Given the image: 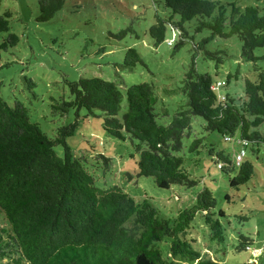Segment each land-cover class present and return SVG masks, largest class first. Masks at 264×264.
I'll list each match as a JSON object with an SVG mask.
<instances>
[{"label": "trees", "instance_id": "16d2710c", "mask_svg": "<svg viewBox=\"0 0 264 264\" xmlns=\"http://www.w3.org/2000/svg\"><path fill=\"white\" fill-rule=\"evenodd\" d=\"M64 3L65 0H38V21L53 18ZM164 8L168 15L156 12L155 22L148 29L155 45L166 40L170 25L179 35L174 50L192 38L195 53L215 61L217 71L227 51L209 49L208 44L214 39L236 36L244 60L264 59V54L255 55L257 48L264 47V6L221 0H164ZM186 23L194 33L207 30L208 34L195 42ZM8 29V20L1 17L0 31ZM129 30L123 29L120 35ZM17 42V35L11 33L0 44V50L7 49V43ZM138 63H143L140 53L129 47L120 65L132 70ZM255 70L256 77L244 81L243 96L225 93L221 98L212 87L218 80L209 72L197 70L193 54L181 85L166 89V94L180 95L168 123L159 122L169 113L161 110L164 103L158 106L161 93L150 82L132 84L122 92L117 82L100 77L66 80L70 98L63 97L52 108L60 115L74 109L78 117L79 111L85 109L88 115L103 116L102 126L108 134L131 140V157L138 156L137 175L153 177L161 188H189L200 181L189 173L187 157L181 154L184 139L194 134L196 121L206 135L216 132L224 141L237 143L245 150L237 164L235 153L239 150L226 152L217 150L214 142L205 144L216 166L230 176V186L238 189L255 173L247 150L258 155L264 145V131L260 130L264 126V69ZM238 77L239 70L229 72L221 82L226 86ZM26 81L31 89L35 87L30 78ZM1 86L0 82V90ZM125 100L126 110L119 116ZM77 125L75 121L60 126L54 136H49L39 123L30 120L22 103L9 105L0 94V214L8 225L0 226V257L18 254L13 258L15 264H175L163 258L159 247L160 241L170 238L172 257L196 264H221L204 258L193 240L184 238L190 222L200 212L211 239L225 241L222 218L226 215L216 209V198L208 186L197 193L192 206L165 217L150 196L136 199L118 185L98 184L85 158L78 157L67 143L66 138L74 135ZM206 135L194 134L189 151L199 152ZM59 145L62 154L55 149ZM101 157L110 159L103 154ZM131 221L137 230L129 227ZM240 239L241 249L252 243L243 234Z\"/></svg>", "mask_w": 264, "mask_h": 264}, {"label": "rangeland", "instance_id": "374dc122", "mask_svg": "<svg viewBox=\"0 0 264 264\" xmlns=\"http://www.w3.org/2000/svg\"><path fill=\"white\" fill-rule=\"evenodd\" d=\"M221 1L264 6V0ZM156 12L168 15L164 0H65L53 18L38 21V0H0V18L8 20L9 28L8 31H0V44L11 33L18 37L16 45L7 43V49L0 50V94L9 105L22 103L30 120L39 123L49 136H54L58 127L77 121L74 135L66 140L78 157L85 158L98 184L118 185L136 199L150 196L164 211L165 217L172 216L171 213L180 208L192 206L197 193L204 185L208 186L216 198V209L223 210L226 215L222 218L226 228L225 241L218 243L211 239V231L200 212L190 222L184 238L193 240L194 247L204 258L218 260L221 264H264V145L258 155L247 150V157L254 162L255 173L249 182L236 189L230 186V176L216 166L205 144L214 142L217 150L226 152L240 150V145L224 141L223 136L216 132L206 135L195 121L194 134L198 137L206 135L204 146L199 152L189 151L193 134L184 139L181 154L187 157L185 165L189 173L200 181L189 188L179 185L161 188L153 177L137 175L138 156L135 159L131 157L134 152L131 140H121L108 134L102 126L103 116L88 115L85 109L79 111L78 117L74 109L60 115L52 108V104L63 97L70 98L66 80L100 77L117 82L122 92L132 84L150 82L161 93L158 106L164 103L161 110L169 113L159 122L168 123L180 95L166 94V89H176L181 85L193 54L197 70L211 73L216 81H223L229 72L239 70L237 80L231 79L226 86L218 85L219 97L225 93L237 98L243 96L245 79L256 77L255 67L264 69L263 58L252 62L241 57V43L236 36L226 40L214 39L208 44L211 50L227 51L218 71L215 61L205 60L201 53H195L192 38L174 50L179 35L170 25L166 40L155 45L148 29L155 22ZM185 27L195 42L208 34L207 30L194 33L188 23ZM127 28L132 30L120 35V31ZM129 47H135L143 60L132 70L120 65ZM263 54L264 47L255 50V55L261 57ZM27 77L35 83L32 89ZM125 102L119 116L126 110ZM263 128L260 130L264 131ZM55 149L62 154V146ZM101 154L110 158L109 161ZM239 216H247L248 219ZM128 225L136 229L132 221ZM0 226H8L2 214ZM240 234L251 238L252 243L247 248L238 247ZM170 243V238L159 242L165 260H172L175 264H196V261L172 257ZM15 256L18 254L0 257V264H15Z\"/></svg>", "mask_w": 264, "mask_h": 264}, {"label": "built area", "instance_id": "2783aa9c", "mask_svg": "<svg viewBox=\"0 0 264 264\" xmlns=\"http://www.w3.org/2000/svg\"><path fill=\"white\" fill-rule=\"evenodd\" d=\"M167 43L169 45H171V42L170 41H168ZM221 84H222L221 81H217L216 83L213 84L212 87H213V89L217 90V88L219 87L218 85H221ZM221 98H223V97H221ZM244 155H245V150L243 148H241L239 151H237L235 153V160H236L237 164L242 160V158L244 157Z\"/></svg>", "mask_w": 264, "mask_h": 264}]
</instances>
